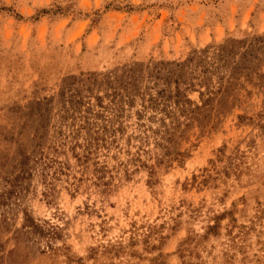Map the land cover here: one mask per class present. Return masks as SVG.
I'll use <instances>...</instances> for the list:
<instances>
[{"label": "rangeland", "instance_id": "obj_1", "mask_svg": "<svg viewBox=\"0 0 264 264\" xmlns=\"http://www.w3.org/2000/svg\"><path fill=\"white\" fill-rule=\"evenodd\" d=\"M0 264H264V0H0Z\"/></svg>", "mask_w": 264, "mask_h": 264}]
</instances>
